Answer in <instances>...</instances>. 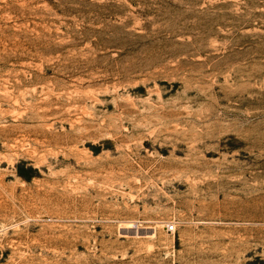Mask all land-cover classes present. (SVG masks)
Listing matches in <instances>:
<instances>
[{"label":"rangeland","instance_id":"obj_1","mask_svg":"<svg viewBox=\"0 0 264 264\" xmlns=\"http://www.w3.org/2000/svg\"><path fill=\"white\" fill-rule=\"evenodd\" d=\"M0 264H264V0H0Z\"/></svg>","mask_w":264,"mask_h":264},{"label":"built area","instance_id":"obj_2","mask_svg":"<svg viewBox=\"0 0 264 264\" xmlns=\"http://www.w3.org/2000/svg\"><path fill=\"white\" fill-rule=\"evenodd\" d=\"M166 230H167L168 232H174V230H175V226H174V224H167V226H166Z\"/></svg>","mask_w":264,"mask_h":264}]
</instances>
